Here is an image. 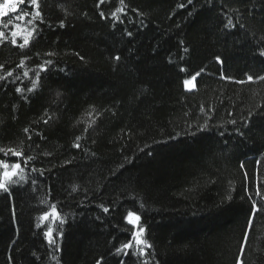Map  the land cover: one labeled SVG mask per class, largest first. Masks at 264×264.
Instances as JSON below:
<instances>
[{"label":"trees","instance_id":"obj_1","mask_svg":"<svg viewBox=\"0 0 264 264\" xmlns=\"http://www.w3.org/2000/svg\"><path fill=\"white\" fill-rule=\"evenodd\" d=\"M39 5L0 18V264H264V0Z\"/></svg>","mask_w":264,"mask_h":264},{"label":"snow or ice","instance_id":"obj_2","mask_svg":"<svg viewBox=\"0 0 264 264\" xmlns=\"http://www.w3.org/2000/svg\"><path fill=\"white\" fill-rule=\"evenodd\" d=\"M25 2V0H4L3 3H0V18L4 17L5 15H7L8 13L11 12H16L18 10V4H23ZM30 4L32 6H34L36 8V12H35V18L36 19H42V15L41 12L39 11V0H29ZM121 2H123V0H121ZM189 3H191V0H189ZM117 11H123V9H117ZM103 15V14H102ZM113 15H115V13H113ZM17 19H22V17H17ZM229 25H232V22L229 20L228 22ZM4 27H7V24H3ZM61 27H63V22H61ZM131 33H129L130 35ZM18 33L17 32H13L12 36L15 37L17 36ZM4 36L3 32H0V38H2ZM29 37L33 36V32H29L28 33ZM30 43L29 39H25L24 40V44L20 45L21 48L25 47L26 45H28ZM13 44H15V40H13ZM261 55H264V52L261 53ZM116 59H119V57H116ZM217 60H219V57L217 58ZM50 63V61H49ZM2 67V66H0ZM44 71H47V69H42ZM9 76L12 75L11 72L8 73ZM25 76L28 75L27 72L24 73ZM4 79L3 77H0V80ZM39 79V73H37V80ZM253 79L252 76L248 77V80L251 81ZM259 79H264V77H260ZM195 80V77H192V79L190 80H185L184 81V85L186 89H190L191 87H193V81ZM36 87V83H33V88L28 89L29 91H33ZM17 92H21L22 90L17 88L16 89ZM45 123H47V121H45ZM233 123H235V121H233ZM25 131H27V129H25ZM79 139V138H77ZM75 147L79 148V144L75 145ZM0 152H4L5 155H7V152H11L13 155L19 157L22 156L23 153L22 152H17L15 149H8L7 152H5L4 149H0ZM0 168L4 169V171L2 173H0V190L4 191V192H8L9 190V184H16L18 183V181H14L13 177L17 175V170H21V165L20 163H13L11 165V170L9 169V164L3 160H0ZM22 171V170H21ZM20 180H24V176L21 175L20 176ZM75 191V189H73ZM105 212H108L109 209L108 208H104L103 209ZM49 215L56 217L59 215L58 211L56 210V208L53 206L51 213H45L41 219L42 220H47L49 218ZM141 219V217L139 215H134V213L129 212L128 216L126 217V220L129 223L132 224H136V222H139ZM62 222V221H61ZM145 232V229L140 227L138 228L137 231L134 232V236H135V240H136V245L137 246H141L143 245L144 247H151L150 244H148L147 240L143 239V234ZM46 237H48V242L50 244H55V240L52 238V229L49 228V230L45 233ZM132 247L131 242L126 243L123 245V248L125 249H130ZM140 252L143 255L144 254V248L140 247ZM118 252L120 251V249L117 250Z\"/></svg>","mask_w":264,"mask_h":264},{"label":"rangeland","instance_id":"obj_3","mask_svg":"<svg viewBox=\"0 0 264 264\" xmlns=\"http://www.w3.org/2000/svg\"><path fill=\"white\" fill-rule=\"evenodd\" d=\"M193 85H194V82H193ZM186 90H188V91H192V90H194V86L193 87H191L190 89H186ZM132 224V223H131ZM134 225V224H133Z\"/></svg>","mask_w":264,"mask_h":264}]
</instances>
